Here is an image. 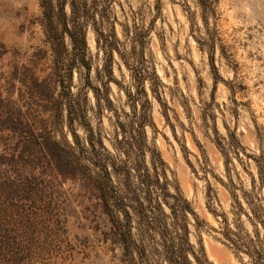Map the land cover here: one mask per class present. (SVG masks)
I'll return each mask as SVG.
<instances>
[{
  "label": "clouds",
  "instance_id": "obj_1",
  "mask_svg": "<svg viewBox=\"0 0 264 264\" xmlns=\"http://www.w3.org/2000/svg\"><path fill=\"white\" fill-rule=\"evenodd\" d=\"M0 264H264V0H0Z\"/></svg>",
  "mask_w": 264,
  "mask_h": 264
}]
</instances>
